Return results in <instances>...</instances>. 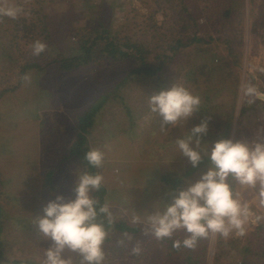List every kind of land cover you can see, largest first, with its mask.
I'll list each match as a JSON object with an SVG mask.
<instances>
[{"label": "rangeland", "instance_id": "rangeland-1", "mask_svg": "<svg viewBox=\"0 0 264 264\" xmlns=\"http://www.w3.org/2000/svg\"><path fill=\"white\" fill-rule=\"evenodd\" d=\"M7 5L20 11L0 15V264H42L53 242L34 221L56 195L74 196L75 171L84 167L69 150L92 108L87 146L105 152L96 168L105 202L115 223L140 229H109L104 264H264V216L244 236L210 235L195 248L172 246L183 230L165 239L146 232L147 217L207 170L208 162L194 167L178 151L179 138L203 119L205 142L218 139L215 126L235 127L237 139L257 135L247 113L264 103L241 100L238 86L251 79L264 87V0H0ZM35 40L46 44L41 53L56 45L83 56L85 47L92 58L70 71L31 70L20 81L25 63L47 58L33 54ZM177 81L202 103L186 124L162 128L148 98ZM137 242L139 255L131 252Z\"/></svg>", "mask_w": 264, "mask_h": 264}, {"label": "clouds", "instance_id": "clouds-1", "mask_svg": "<svg viewBox=\"0 0 264 264\" xmlns=\"http://www.w3.org/2000/svg\"><path fill=\"white\" fill-rule=\"evenodd\" d=\"M19 11L14 5L0 6V15L15 18ZM31 47L33 54L39 55L46 44L35 40ZM238 93L249 104L264 103V87L259 82L241 80ZM201 103V96L180 81L148 98L150 111L162 118V128L186 124ZM208 127V120L203 119L176 141L178 151L194 167L206 157L207 170L199 179L189 180L186 187L178 189L171 203L147 217L146 232L156 239L171 238L180 230L187 234L173 240L174 248H195L200 239L215 234L225 238L244 236L249 221L264 216V138H259L264 137V132H258V138L253 140L225 137L205 142L203 134ZM83 158L87 165L100 168L105 152L92 147ZM75 175L74 196L56 195L44 206L43 214L35 218L39 232L53 242L44 249L42 264H104L103 246L109 232L99 218L103 215L108 224L114 220L109 203H100L92 195L102 186L104 176L88 167L76 169ZM244 192H249L252 199H246ZM131 252H142L139 242Z\"/></svg>", "mask_w": 264, "mask_h": 264}, {"label": "trees", "instance_id": "trees-1", "mask_svg": "<svg viewBox=\"0 0 264 264\" xmlns=\"http://www.w3.org/2000/svg\"><path fill=\"white\" fill-rule=\"evenodd\" d=\"M31 31L30 28L26 27V33L27 31ZM108 42V40H107ZM108 48H112V46H110V43L106 44L105 50ZM136 49V45H134L132 47V50L135 51ZM82 51L85 53L83 56L82 54L80 56H77L79 53L77 52L75 55H71V56H67L65 55V53L63 52V50L60 49V47L55 45V48L52 49V51H48L46 53H40V57L44 56V58L47 56V58L51 59L50 61L46 62L44 64V60L46 59H42L41 61H32L29 63H25L24 66H22L21 68V79L20 81H23V77L25 76V74L31 70H37V71H44L48 66H52V65H58V67L60 68V70L64 71H70L74 68L77 67V64L80 61H84V62H90V59L92 58L91 56V48H82ZM51 53H55L54 56L52 57ZM121 55L123 57H127L131 54H129L128 52L125 51H121L120 52ZM133 53V52H132ZM156 69H159V67H157ZM140 72L141 69L136 70V72ZM146 72H149V69H145ZM8 91L7 89L3 92ZM96 112V108H92L91 111L85 113L84 115H82L79 118L78 121V125H79V134L77 135L76 140L74 141V143L71 145L70 147V154L72 157H74L75 159H77L80 164L85 168L88 167L90 171L93 172H97L96 168H93L89 165H87V161L84 160V154L86 153V151L88 150V146H87V137H86V133H88V128L92 126L93 124V116ZM216 128L219 126H215ZM224 136L225 137H229V133L226 131L224 132ZM204 162H208V160L206 158H204V160H202V162L200 163L199 166H201ZM175 187H177L179 185V182H175ZM107 194V189L102 185L100 187L99 190H95L94 192V197L100 202V203H104L105 202V196ZM101 222H103L106 226V228L111 229L114 228L117 231L120 232H132V233H138L140 231L139 227H132L129 226L127 223L124 222H119V223H115L113 222L112 224H108L107 219L102 215L100 218ZM108 240V239H107ZM106 240V241H107ZM105 241V242H106ZM241 264H248L246 262L241 263Z\"/></svg>", "mask_w": 264, "mask_h": 264}, {"label": "crops", "instance_id": "crops-1", "mask_svg": "<svg viewBox=\"0 0 264 264\" xmlns=\"http://www.w3.org/2000/svg\"><path fill=\"white\" fill-rule=\"evenodd\" d=\"M260 108V107H259ZM256 109L255 111H253L252 113H250V112H248L247 113V118H248V120H251V121H253V122H255V120H257V122L259 123L258 124V129H257V133L258 132H264V120H262V118L261 117H264V105H263V109ZM258 114V115H257ZM259 114H261V115H263V116H259ZM258 116V117H257ZM244 126V125H243ZM223 131H224V127L223 126H221L220 128H216L215 129V134H216V136H217V138L218 139H221V138H223V136H224V134L225 133H223ZM228 133H229V129H227L226 130ZM225 131V132H226ZM237 131V130H236ZM239 132H237V134H238ZM242 134H239L238 135V139H240V138H242V136H241ZM206 133L205 134H203V137H205L206 138ZM229 137H232V138H235V139H237V137H236V134H235V127L232 129V132L231 133H229ZM251 138V137H250ZM256 138H258V136L257 135H255V138H251V139H248V140H253V139H256ZM259 138H264V137H259ZM242 139H244V137L242 138ZM206 158V157H205ZM190 161V160H189ZM192 163V162H191Z\"/></svg>", "mask_w": 264, "mask_h": 264}]
</instances>
